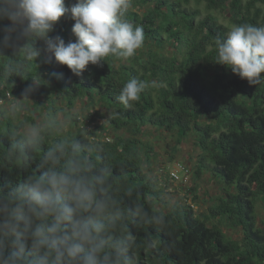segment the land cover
I'll use <instances>...</instances> for the list:
<instances>
[{
    "label": "trees",
    "instance_id": "trees-1",
    "mask_svg": "<svg viewBox=\"0 0 264 264\" xmlns=\"http://www.w3.org/2000/svg\"><path fill=\"white\" fill-rule=\"evenodd\" d=\"M126 18L143 27V46L127 59L108 56L102 66L89 64L79 77L45 53L39 38L23 36L0 48V179H22L39 162L33 153L25 166L10 151L25 124L2 107L11 96H25L33 103L32 124L36 112H45L42 150L67 135L110 165L112 192L125 212L130 264H264V74L250 84L215 63L214 42L234 25H264V0H130ZM8 23L0 21V27ZM73 24L61 17L49 35L74 41ZM29 45L38 53L32 59L24 51ZM131 78L147 87L125 107L117 97ZM30 84L33 91L24 95ZM81 99L88 104L82 122L69 117ZM59 112L69 129L56 120ZM93 120L100 121L95 128L84 124ZM50 122L59 127L49 131ZM147 128L173 136L177 145L195 136L200 153L194 179L209 172L221 186L214 199L199 198L195 185L187 189L193 202L209 203L204 211L194 203L165 202L157 178L144 173L156 157L140 138Z\"/></svg>",
    "mask_w": 264,
    "mask_h": 264
},
{
    "label": "clouds",
    "instance_id": "clouds-1",
    "mask_svg": "<svg viewBox=\"0 0 264 264\" xmlns=\"http://www.w3.org/2000/svg\"><path fill=\"white\" fill-rule=\"evenodd\" d=\"M129 8L130 0H0V21L9 22L0 27V48L23 36L39 38L45 53L79 77L89 64L102 66L108 56L127 59L143 46V27L126 18ZM61 17L74 21V41L49 35ZM214 42L215 63L250 84L260 81L264 25H234ZM24 51L29 59L38 55L30 45ZM146 87L131 78L117 100L129 107ZM31 91L30 84L23 94ZM44 142V130L29 127L10 148L25 166L33 153L39 162L22 179H0V264H130L125 212L112 192L110 165L91 158L71 136L42 150Z\"/></svg>",
    "mask_w": 264,
    "mask_h": 264
},
{
    "label": "rangeland",
    "instance_id": "rangeland-1",
    "mask_svg": "<svg viewBox=\"0 0 264 264\" xmlns=\"http://www.w3.org/2000/svg\"><path fill=\"white\" fill-rule=\"evenodd\" d=\"M220 22L229 26L227 19L223 16H220ZM45 105L48 108L49 104L45 103ZM32 107L33 103L29 99H26L25 96H11V101L7 105L3 106L2 109L8 116L13 117L15 121H17V118L20 121H23L25 124L24 131L29 127H40L43 129L45 127L44 122L46 120L45 112H36L35 117L33 116V120L35 122L32 124V122L28 120L30 113L33 112ZM56 107H60L62 110H67L66 107L60 103H57ZM87 107V100H77L70 110L71 115L69 117L75 115L82 122L84 120L85 113H87ZM99 109L100 108L96 107L95 110L100 112ZM16 115L17 118L15 117ZM67 118L63 116L62 112H59L56 115V120L64 129H69V121ZM84 124L92 129L99 125L100 121H85ZM119 133L124 136H129V133L123 130ZM140 138L141 141H148L154 148L156 157H153L151 161V169H145L144 173L150 176V178H153V180L157 178L159 186L163 187L164 194L162 198L165 202H169L171 205L179 202L194 203L195 207H193L195 210L199 207L198 209H202V211H204L209 203L203 201H196V203L193 202L191 198L192 194L188 193L187 189L193 187L194 185L197 186V196L199 198H203L207 195L208 198L214 199L221 193L220 183H218L217 179H215L211 173L203 172L198 180L194 179L196 163L200 153V150L195 145L196 139L194 135H190L188 138L183 140L180 145H177L173 136L157 132L152 128H147ZM179 168H183L184 170L186 168L190 173L182 183H177L169 178L170 173L173 170H178ZM222 230H224L226 235L235 237L234 230L226 228H223Z\"/></svg>",
    "mask_w": 264,
    "mask_h": 264
},
{
    "label": "bare ground",
    "instance_id": "bare-ground-1",
    "mask_svg": "<svg viewBox=\"0 0 264 264\" xmlns=\"http://www.w3.org/2000/svg\"><path fill=\"white\" fill-rule=\"evenodd\" d=\"M188 170H180V169H178V170H173V172L171 173V177L173 178V180H175V182H180V181H185V178L187 177V176H189V174H188V172H187ZM173 173H175V176H173ZM186 183V182H185Z\"/></svg>",
    "mask_w": 264,
    "mask_h": 264
},
{
    "label": "built area",
    "instance_id": "built-area-1",
    "mask_svg": "<svg viewBox=\"0 0 264 264\" xmlns=\"http://www.w3.org/2000/svg\"><path fill=\"white\" fill-rule=\"evenodd\" d=\"M179 169L182 170V171L184 170L183 168H179ZM173 176H175V173H173Z\"/></svg>",
    "mask_w": 264,
    "mask_h": 264
}]
</instances>
